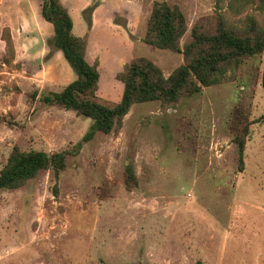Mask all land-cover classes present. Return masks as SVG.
Masks as SVG:
<instances>
[{
  "label": "rangeland",
  "instance_id": "374dc122",
  "mask_svg": "<svg viewBox=\"0 0 264 264\" xmlns=\"http://www.w3.org/2000/svg\"><path fill=\"white\" fill-rule=\"evenodd\" d=\"M44 0H0V170L15 148L55 153L77 145L92 120L42 102L76 74L49 40ZM163 0H60L100 73L98 98L118 103L116 76L146 58L166 77L184 56L144 42ZM184 13V46L214 30L264 21V3L165 0ZM5 36L15 57L5 64ZM12 55V56H13ZM7 57V60L12 59ZM264 53L225 83L176 104H136L118 134L98 132L68 159L58 194L50 171L0 190V264H264ZM33 94L36 97H33ZM249 128L240 169L235 137ZM138 186L127 189V167Z\"/></svg>",
  "mask_w": 264,
  "mask_h": 264
},
{
  "label": "trees",
  "instance_id": "16d2710c",
  "mask_svg": "<svg viewBox=\"0 0 264 264\" xmlns=\"http://www.w3.org/2000/svg\"><path fill=\"white\" fill-rule=\"evenodd\" d=\"M224 0H217L220 5ZM239 6L256 5L264 0H232ZM43 19L53 26L54 36L49 43L61 51L65 60L76 74V79L60 91L44 95L41 99L46 105L59 106L73 111L77 116L92 120V124L81 142L61 152H24L15 148L7 164L0 170V190H17L42 172L53 174L54 195L58 194L61 174L68 166V159L80 153L85 143L92 141L100 132L106 135L118 134L123 127L124 118L136 104L160 101L163 105L176 104L183 97L197 95L205 88L221 85L250 58L264 53V21L247 19V27H231L223 16H219L214 30L205 31L199 24L192 30V39L182 49L181 39L187 32L184 13L178 6H170L167 1H156L144 42L161 50H169L184 56V65L166 77L161 69L146 58L133 59L125 64L116 76L124 90L118 103H104L98 98L100 73L86 59L87 43L75 35L74 21L60 0H44ZM6 56L15 50L12 38L5 36ZM7 60L5 64L13 60ZM261 86L264 92V71ZM35 98L36 95L33 94ZM249 128L244 127L235 137L238 145L240 169L244 167V154ZM127 189L138 186L133 166L127 167ZM107 264V263H101Z\"/></svg>",
  "mask_w": 264,
  "mask_h": 264
},
{
  "label": "crops",
  "instance_id": "0c3cea01",
  "mask_svg": "<svg viewBox=\"0 0 264 264\" xmlns=\"http://www.w3.org/2000/svg\"><path fill=\"white\" fill-rule=\"evenodd\" d=\"M74 21V20H73ZM74 28H75V21H74ZM81 37V36H80ZM61 52V51H60ZM63 54V53H62Z\"/></svg>",
  "mask_w": 264,
  "mask_h": 264
}]
</instances>
